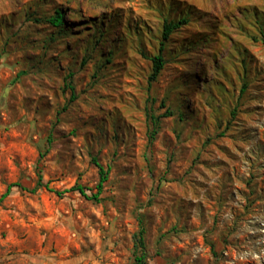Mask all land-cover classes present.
<instances>
[{
  "label": "rangeland",
  "instance_id": "rangeland-1",
  "mask_svg": "<svg viewBox=\"0 0 264 264\" xmlns=\"http://www.w3.org/2000/svg\"><path fill=\"white\" fill-rule=\"evenodd\" d=\"M12 184L0 264H264V0H0Z\"/></svg>",
  "mask_w": 264,
  "mask_h": 264
},
{
  "label": "trees",
  "instance_id": "trees-1",
  "mask_svg": "<svg viewBox=\"0 0 264 264\" xmlns=\"http://www.w3.org/2000/svg\"><path fill=\"white\" fill-rule=\"evenodd\" d=\"M64 19H65V15L60 10H56L54 12V15H52L46 19V23L51 25L54 28L59 29V28H62L64 26ZM187 23H188V19H186V18H182V19L177 20V21H168V20L163 21L161 37H160V44H159L160 47H159L158 53L151 59L152 73L149 77L150 82L154 81L157 78L160 71L164 67L165 60H164V56H163V51H164L165 45L163 43L167 42V40L169 39V37L171 36V34L174 31L178 30L179 28H181L183 25H186ZM106 62L108 63L109 61L106 60ZM69 88L71 90H73V88H71V87H69ZM241 93H243V89L241 90ZM72 98L75 99V96L72 95ZM232 115H234V114L232 113ZM94 162H95V165L97 166L98 171H99V181L96 185L97 192L95 194H93L91 197L86 196V193H85L86 188L79 185V184H75L71 188L64 190L62 192L52 190L51 188H49V184L47 182L46 183L43 182L41 175H38L35 186L32 190H30V192L32 193L39 188H44L46 191L54 193L58 197H61L65 193H78L82 197H84L85 199L98 202L99 196L103 191L104 184L108 179V171L104 170L99 164L96 163L95 160H94ZM12 187H18L21 190H25L19 184H12V185L8 186L5 190V192L0 196V203L10 194ZM136 242H137L138 248L143 249L144 244H143V228L142 227H140ZM143 260H144V255H141V256L136 258L137 264H143Z\"/></svg>",
  "mask_w": 264,
  "mask_h": 264
}]
</instances>
